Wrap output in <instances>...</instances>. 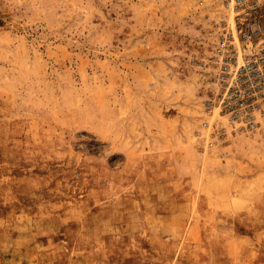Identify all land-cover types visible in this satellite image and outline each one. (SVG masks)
<instances>
[{
  "label": "rangeland",
  "instance_id": "1",
  "mask_svg": "<svg viewBox=\"0 0 264 264\" xmlns=\"http://www.w3.org/2000/svg\"><path fill=\"white\" fill-rule=\"evenodd\" d=\"M219 6L0 0V264H264V128H203Z\"/></svg>",
  "mask_w": 264,
  "mask_h": 264
},
{
  "label": "built area",
  "instance_id": "2",
  "mask_svg": "<svg viewBox=\"0 0 264 264\" xmlns=\"http://www.w3.org/2000/svg\"><path fill=\"white\" fill-rule=\"evenodd\" d=\"M218 31L207 74L203 128L217 141L264 128V0H216ZM215 141H211L214 144Z\"/></svg>",
  "mask_w": 264,
  "mask_h": 264
}]
</instances>
